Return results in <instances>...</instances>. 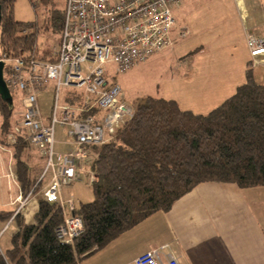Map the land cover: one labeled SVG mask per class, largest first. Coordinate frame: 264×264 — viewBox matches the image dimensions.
<instances>
[{
	"label": "trees",
	"instance_id": "trees-1",
	"mask_svg": "<svg viewBox=\"0 0 264 264\" xmlns=\"http://www.w3.org/2000/svg\"><path fill=\"white\" fill-rule=\"evenodd\" d=\"M14 2L0 0V54L47 59L49 54L37 50V32L31 30L35 26L14 20ZM64 7L59 10L51 4L44 29L51 25L62 32ZM254 66L245 63L243 84L207 114L184 111L161 97L145 96L136 102L133 118L108 141L84 146L97 151L90 169L94 199L75 211L84 232L74 245L57 239L62 210L40 195L32 224H25L19 214L13 217L18 231L10 238L11 247L0 252V264H79L151 215L169 211L199 184L264 187V84L254 78ZM13 110L14 102L0 100V133L10 131ZM28 147L29 143L19 141L14 154L24 196L41 191L38 172L44 166L41 156L36 165L22 159ZM12 214L0 212V220L6 222Z\"/></svg>",
	"mask_w": 264,
	"mask_h": 264
},
{
	"label": "built area",
	"instance_id": "built-area-1",
	"mask_svg": "<svg viewBox=\"0 0 264 264\" xmlns=\"http://www.w3.org/2000/svg\"><path fill=\"white\" fill-rule=\"evenodd\" d=\"M181 0H65L60 45L49 60L23 55L0 54L3 78L11 94L21 99V113L11 131L7 132L0 150L19 140L27 141L45 160L42 177L51 180L42 197L56 204L63 223L56 228L59 241L74 245L83 232V221L76 214V201L61 196L64 186L78 179V170L87 164L84 146L101 145L113 136L125 122L133 118L132 106L124 101L121 88L106 79V66L112 64L114 73H124L143 63L154 54L171 49L174 29L172 10ZM30 33V32H28ZM246 45L251 56H264V37L246 32ZM184 33H180L184 37ZM252 58V57H251ZM252 58L258 65L263 60ZM85 66V70H83ZM52 87L51 112L42 115L38 93ZM62 89L77 93L67 96L74 104L61 105ZM102 112L100 118L90 112ZM2 119L0 115V127ZM57 126L67 129L75 146L69 153L52 150ZM1 130V129H0ZM89 183L94 174L86 172ZM29 195L16 197L18 211L29 203ZM134 264H178L167 251V245L152 248L133 261Z\"/></svg>",
	"mask_w": 264,
	"mask_h": 264
},
{
	"label": "crops",
	"instance_id": "crops-1",
	"mask_svg": "<svg viewBox=\"0 0 264 264\" xmlns=\"http://www.w3.org/2000/svg\"><path fill=\"white\" fill-rule=\"evenodd\" d=\"M227 1L232 2L234 12L237 14L235 22L239 19L241 23L244 43L246 32H253L258 37H264V0ZM211 3H215L217 10L214 13L219 15L218 10H223L224 0H207L200 3H197L196 0L194 2L193 0H181L180 5L175 7L172 12L178 38H182L179 35L182 31L186 38L187 30L189 31V26H187V21L184 18L185 13L191 14L193 9L191 11H185V9L194 4L206 6L207 4L211 5ZM178 15H182V20H177L176 16ZM173 47L174 45H172L171 50ZM248 61H251L250 56ZM263 63L264 60L260 62V64ZM244 70L243 65L242 75ZM238 74L239 72L235 73L227 88L232 95L236 89L234 82H236L237 87L244 82ZM225 79L224 81L231 80ZM48 87L45 91L38 93V96L47 95L52 98V87ZM134 101L135 99L132 103ZM50 107L51 102L46 108L40 105L45 119L51 112ZM21 111L20 105L17 112L21 113ZM15 113L14 109L10 117L12 123L9 128H12L15 121L18 120V116L14 115ZM101 115L102 112L98 111L95 116L100 118ZM55 131V151L57 153H69L74 150L75 146L72 139L67 136L66 127L57 126ZM5 134L6 132L0 133V144L2 145L6 144ZM19 141L28 143L26 140ZM16 145L8 147L10 152L0 150V212L13 213L5 226L4 222L0 220L1 237L5 235V230L11 228L7 240L4 242L5 247L0 248L1 253L11 247L10 238L18 231L17 221L13 219L14 216L19 214L27 225L34 222L33 216L38 211V197L46 189L51 176L49 174L41 182L42 189L37 195L27 194L30 198L28 205L23 210L18 211V203H15V198L19 194L23 197L27 196L22 194L20 182L16 175V166L12 155ZM30 146L33 147L29 143ZM87 152L88 161L87 164L82 162L78 170V179L71 185L64 187L61 192V196L65 200H68L70 195H75L74 199L78 206L86 203L82 202L83 197L81 198L75 191L83 190L81 187L83 182L86 184L88 181L86 172L90 171L92 160L97 156L95 149H90ZM37 154L40 157L38 152ZM26 157L27 159L32 158L30 155ZM40 161L37 160L36 164ZM30 162L36 165L33 161ZM87 187L92 192V186ZM87 202L90 203V201ZM162 245H167V251L177 259L178 264H264V187L240 189L230 183L204 182L199 184L190 193L174 202L169 211L151 215L138 225L118 235L107 246L80 260L79 264H134V259L140 254L150 251L152 248H160Z\"/></svg>",
	"mask_w": 264,
	"mask_h": 264
},
{
	"label": "rangeland",
	"instance_id": "rangeland-1",
	"mask_svg": "<svg viewBox=\"0 0 264 264\" xmlns=\"http://www.w3.org/2000/svg\"><path fill=\"white\" fill-rule=\"evenodd\" d=\"M206 1L196 0L197 3ZM224 1L223 10H218L219 15L214 13L217 10L215 3L206 6L194 4L187 7L185 11L193 9L191 14L185 13L184 18L187 21V26H189V31L187 30L186 38L182 39L177 37L175 28L171 30L170 37L172 45H174L173 50L165 49V51L146 59L126 73L116 74L112 64L106 66L107 80L110 82L113 80L112 82L119 85L126 103L134 106L145 96L161 97L166 100H173L184 111L207 114L220 105L223 100L230 95L232 96L227 90L228 85L231 84L236 72H239V77L243 79L242 82L244 81L242 70L243 65L249 60V51L247 52L246 41L244 43L239 19L235 22L237 14L234 12L233 4L231 1ZM52 3H55V9L62 10L65 0H50L49 2L15 0L12 9L15 21L24 24L32 23L35 26L31 30L33 33L37 32V50L39 53L46 52L49 54V57L44 60H49L54 50H57L60 45V31H56L51 25L46 29L43 28L45 20L51 15L49 8ZM176 17L178 21L182 20V15ZM258 60H264V56ZM83 70H85V66H83ZM4 78H6L5 73ZM225 78L231 80L224 81ZM254 78L257 82L264 84V63L254 66ZM234 85L237 87L236 82ZM49 90L51 91V88ZM76 93L74 89H62L59 103L61 105L72 103L67 96L73 97ZM38 98L43 108H46L53 101V98L47 95L38 96ZM134 99L135 101L132 103ZM12 100L16 111L14 115L19 116L20 113L17 111L21 99L17 94H13ZM93 114H96V110H93ZM52 150L57 153L55 144H53ZM14 154L15 150L12 152L15 163L16 156ZM28 155L32 157L29 160L35 164L39 160L37 151L31 146L25 148L22 159ZM43 165L44 167L39 173L40 178L46 166L45 162ZM86 185L91 186L89 180L86 181V184L83 182L82 191H75L81 198L83 197V203L91 202L94 199L91 189ZM76 207H78L77 201ZM6 224H8L7 220L4 222V226ZM10 231L11 228L4 231L3 237L0 236V248L5 247L4 242L7 240Z\"/></svg>",
	"mask_w": 264,
	"mask_h": 264
},
{
	"label": "water",
	"instance_id": "water-1",
	"mask_svg": "<svg viewBox=\"0 0 264 264\" xmlns=\"http://www.w3.org/2000/svg\"><path fill=\"white\" fill-rule=\"evenodd\" d=\"M0 20H1V11H0ZM3 63L0 62V100H2L4 103H7L8 105H12V97L9 92V89H7L5 80L3 78Z\"/></svg>",
	"mask_w": 264,
	"mask_h": 264
},
{
	"label": "bare ground",
	"instance_id": "bare-ground-1",
	"mask_svg": "<svg viewBox=\"0 0 264 264\" xmlns=\"http://www.w3.org/2000/svg\"><path fill=\"white\" fill-rule=\"evenodd\" d=\"M179 5H180V3H179ZM179 5H178V6H179ZM178 6H177V7H178ZM174 8H175V7H174ZM174 8H173V10H174ZM173 10H172V12H173ZM173 19H174V16H173ZM182 33H184V32L182 31ZM179 35H180V34H179ZM180 37H181V36H180ZM182 38H185V35H184V37H182ZM245 41H246V39H245ZM247 48H248V46H247ZM248 51H249V50H248ZM156 54H157V53H156ZM154 55H155V54H154ZM249 56L252 57V58H260V57H263V56H258V55L253 57V56H251V54H249ZM152 57H153V56H152ZM149 58H151V57H149ZM252 58H251V63H253V62H252ZM3 69H4V68H3ZM130 70H132V69H130ZM128 71H129V70H128ZM126 72H127V71H126ZM126 72H124V73H126ZM106 74H107V73H106ZM106 79H107V78H106ZM108 82L111 83L112 81L110 82V81L108 80ZM44 162H45V160H44ZM47 176H48V175H45V177H41V178H39V180L42 182L44 179H46ZM73 182H74V181H73ZM73 182H72V183H73ZM90 184H91V183H90ZM70 185H71V184H70ZM47 186H48V185H47ZM47 186H46V189H47ZM68 186H69V185H68ZM64 187H66V186H64ZM64 187H63V188H64ZM63 188H62V189H63ZM43 191H44V190H43ZM43 191L41 192V198H43V197H42ZM61 192H62V190H61ZM43 200H44V198H43ZM44 201H45V200H44ZM50 204H54V203H50ZM55 205H56V204H55ZM57 207H58V206H57ZM68 245H69V244H68Z\"/></svg>",
	"mask_w": 264,
	"mask_h": 264
}]
</instances>
